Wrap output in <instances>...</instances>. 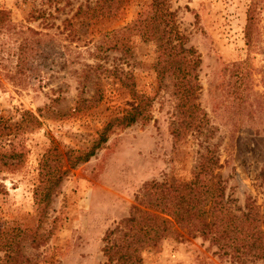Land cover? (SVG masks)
<instances>
[{
  "label": "rangeland",
  "instance_id": "rangeland-1",
  "mask_svg": "<svg viewBox=\"0 0 264 264\" xmlns=\"http://www.w3.org/2000/svg\"><path fill=\"white\" fill-rule=\"evenodd\" d=\"M94 1L0 0V9L9 10L23 30L47 34L56 53L25 89L15 90L0 75L1 113L15 123L28 111L40 121L17 139L24 153L20 166L0 168L5 187L0 221L13 225L24 256H37L39 264H103L101 234L128 215L140 185L191 178L206 149L217 158L215 173L224 181L225 194L235 205L251 203L264 220V0H161L173 12L183 46L199 55L197 102L209 128L176 138L171 133L180 123L175 98L165 82L156 90L157 43L132 37L128 53L107 50L99 57L92 47L103 31L147 15L150 1L108 0L110 10L97 19L73 17L77 7ZM249 6L252 25L245 44ZM118 69L130 73L135 90L152 97L148 117L113 128L87 162L67 170L39 222L31 190L50 139L62 153L87 149L111 116L135 105L114 78L123 76ZM95 81L102 99L92 105ZM35 230L41 237L38 248L28 236ZM260 232L264 236V226ZM214 251L200 238L168 239L144 250L142 264H235ZM3 255L0 250V262Z\"/></svg>",
  "mask_w": 264,
  "mask_h": 264
},
{
  "label": "trees",
  "instance_id": "trees-1",
  "mask_svg": "<svg viewBox=\"0 0 264 264\" xmlns=\"http://www.w3.org/2000/svg\"><path fill=\"white\" fill-rule=\"evenodd\" d=\"M58 0H48V2ZM147 15L138 16L124 26L105 30L93 44L94 55L99 57L107 50L130 51L129 40L155 41L160 54L152 64L157 88H166L175 98L176 116L179 125L171 130L172 137L186 131L209 132L205 112L197 102L200 64L193 47L183 46V35L178 31L173 12L161 0H149ZM106 9L108 0H95L93 5L77 7L73 17L97 19ZM52 15V13H50ZM252 25V9L246 10L244 43L249 39ZM40 30L16 24L7 9H0V75L15 90H22L30 82L42 76V70L55 59L53 40ZM89 67V66H87ZM123 76H115L119 85L135 101L131 108L117 111L96 131L90 147L83 150H67L62 153L58 143L50 139V147L41 155L38 177L31 193L39 209V222L50 204L51 191L63 180L67 170L85 163L94 154L113 128L128 127L137 120L146 119L152 97L134 89V80L129 72L118 69ZM95 81L90 103L97 104L102 97ZM2 85V84H1ZM88 105V107L91 106ZM20 121L0 111V168L16 169L24 158L18 137L31 126L37 128L40 121L31 112L23 111ZM63 154V155H62ZM217 158L213 151L199 153L194 163V173L189 179H174L143 182L136 190L134 204L128 215L113 228L101 234L103 264H142V252L156 247L164 240L182 242L185 238H200L208 247H214V255L228 258L235 264H264V236L260 229L264 220L251 203L243 207L235 205L234 199L225 194L223 180L215 173ZM0 181V193L5 190ZM13 225L0 221V250L4 251L0 264H39L37 256L29 258L22 253V241L18 239ZM34 248L41 244L36 230L28 235Z\"/></svg>",
  "mask_w": 264,
  "mask_h": 264
}]
</instances>
